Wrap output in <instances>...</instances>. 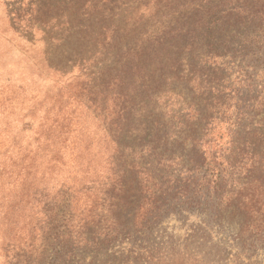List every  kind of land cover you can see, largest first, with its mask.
I'll return each mask as SVG.
<instances>
[{"label":"rangeland","instance_id":"rangeland-1","mask_svg":"<svg viewBox=\"0 0 264 264\" xmlns=\"http://www.w3.org/2000/svg\"><path fill=\"white\" fill-rule=\"evenodd\" d=\"M60 105L78 107L71 135L95 168L78 174L70 144L53 169L50 143L32 204L0 224V264H264V0H0V159L56 137ZM159 138L170 155H235L229 208L169 213L101 249L129 224L106 188Z\"/></svg>","mask_w":264,"mask_h":264},{"label":"trees","instance_id":"trees-1","mask_svg":"<svg viewBox=\"0 0 264 264\" xmlns=\"http://www.w3.org/2000/svg\"><path fill=\"white\" fill-rule=\"evenodd\" d=\"M51 108L53 111V107ZM77 109L78 107H73L67 112L65 105L59 106L58 116L51 124L57 133L56 137H34L33 148L32 139H30L26 144H20L9 154L5 153L2 156L0 159V224L17 225L21 212L17 220L15 215L19 212L20 204L25 199L28 200L27 205L32 204V178L38 182L36 176L40 173V178L45 179L46 165L47 168L50 165V143L56 149L52 152L57 162L53 165V169L68 164V161L65 162L64 151L70 144L74 151L72 154L74 166L79 167L78 174L84 168L87 171L95 168L92 164L93 160L85 162L83 159L84 153L90 149L87 140H84V137H72L74 133L76 136H82L77 132V127L74 128L72 119L68 118L76 114ZM99 109H94V118H97L96 114L101 117L105 111ZM44 121H48L46 113ZM45 125L46 123L43 122L42 127ZM80 139L84 147L76 142ZM169 145L172 143L161 138L157 142L150 143L146 149L147 156L139 162L138 157H134L133 161L124 165L123 169L116 173V179L106 188L102 201L117 208L116 212H111V216L127 211L129 224L117 220L118 222L114 224L116 230H107L98 244L101 249L113 244L118 238L129 240L141 237L142 234H146V231L151 230L154 223L166 218L169 213L182 215L184 212L196 210L210 215L214 209L221 216L222 211L229 208L227 204L232 201V195L235 193L233 188L236 189L239 185L237 174H240L241 170L235 155L227 157L221 151L207 153V150L200 146L193 155L175 156L168 154ZM230 168L232 171H229ZM94 173L99 174V172ZM230 182L233 188L229 186ZM7 186L15 190L13 196L17 195L19 199L17 203L13 196L2 195L4 187ZM93 188L90 187L87 191ZM16 228L23 229L18 226ZM91 243L97 246L95 242ZM96 243L99 242L96 241Z\"/></svg>","mask_w":264,"mask_h":264}]
</instances>
